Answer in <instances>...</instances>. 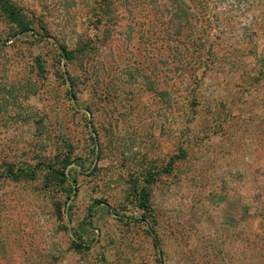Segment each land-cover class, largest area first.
Masks as SVG:
<instances>
[{"label": "rangeland", "instance_id": "rangeland-1", "mask_svg": "<svg viewBox=\"0 0 264 264\" xmlns=\"http://www.w3.org/2000/svg\"><path fill=\"white\" fill-rule=\"evenodd\" d=\"M12 1L0 264H264V0Z\"/></svg>", "mask_w": 264, "mask_h": 264}, {"label": "trees", "instance_id": "trees-1", "mask_svg": "<svg viewBox=\"0 0 264 264\" xmlns=\"http://www.w3.org/2000/svg\"><path fill=\"white\" fill-rule=\"evenodd\" d=\"M0 7L2 8L4 14L6 17L11 20L13 23L17 24L20 27L21 31H32V23L29 19L26 18V16L23 13V9H21L17 4H15L12 0H0ZM44 34L46 36H49V30L44 29ZM60 56H65L67 59L72 60L77 53L76 50H72L67 48L66 46H61L60 48ZM84 52V51H83ZM37 66L39 69L43 70L44 65L42 63L41 57L37 58ZM76 96V93H73ZM177 156H174L171 158V161L169 163V167L167 169H164L162 172H169L172 169V164L175 161ZM71 163V159L69 156L64 158L62 160V169L56 170L54 173L56 174V178L60 176L61 182L65 180V169L68 167V165ZM159 174V173H158ZM33 176V173H28L26 170H15L11 165H8L7 172L5 175L0 174V177H7L12 178L14 180H18L24 177H30ZM156 173L149 174L148 178L146 179L145 183H148L147 185L140 186V188H137L134 191L135 201L138 204L139 208L143 210V216L144 218H148L153 213V207L151 204V189L149 187L150 183H153L155 181ZM153 220V226L156 224V219L151 218ZM152 226V227H153ZM150 232L155 234L154 228L150 229ZM155 245L157 246L156 242ZM77 247H85V245L81 243H77Z\"/></svg>", "mask_w": 264, "mask_h": 264}]
</instances>
